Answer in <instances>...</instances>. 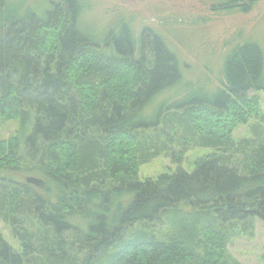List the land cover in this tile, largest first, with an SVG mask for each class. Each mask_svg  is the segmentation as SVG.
I'll list each match as a JSON object with an SVG mask.
<instances>
[{
	"label": "trees",
	"instance_id": "obj_1",
	"mask_svg": "<svg viewBox=\"0 0 264 264\" xmlns=\"http://www.w3.org/2000/svg\"><path fill=\"white\" fill-rule=\"evenodd\" d=\"M207 1L249 12L259 0ZM88 8L0 0V123H18L0 137V219L17 241L0 231V264H244L229 244L264 221L261 46L237 44L219 83L195 87L151 26L86 23ZM191 148L190 169L140 178Z\"/></svg>",
	"mask_w": 264,
	"mask_h": 264
},
{
	"label": "rangeland",
	"instance_id": "obj_2",
	"mask_svg": "<svg viewBox=\"0 0 264 264\" xmlns=\"http://www.w3.org/2000/svg\"><path fill=\"white\" fill-rule=\"evenodd\" d=\"M90 8L84 16L86 23L111 22L116 15L133 19L136 34L144 26H151L170 48L179 53L187 72L185 80L195 87H207L219 83L225 55L237 44L245 41L257 42L264 51V0H259L251 11H213L207 0H87ZM145 38L147 33H145ZM260 96L264 111V90L255 92ZM255 120L239 125L233 135L242 137L249 133ZM17 122L0 123V137H8L16 130ZM198 149L191 148L184 155L181 165L170 157L161 155L140 168L139 176L156 175L166 169L179 166L190 169L191 161ZM200 151V150H199ZM27 175V174H26ZM25 175V176H26ZM33 176H37L32 174ZM21 178L24 176L21 175ZM16 176L17 180L21 179ZM253 235H243L229 244L230 253L244 264H264V221L255 219ZM0 231L7 241L16 246L17 241L8 226L0 219Z\"/></svg>",
	"mask_w": 264,
	"mask_h": 264
},
{
	"label": "water",
	"instance_id": "obj_3",
	"mask_svg": "<svg viewBox=\"0 0 264 264\" xmlns=\"http://www.w3.org/2000/svg\"><path fill=\"white\" fill-rule=\"evenodd\" d=\"M26 181L30 184L35 185L38 188H43L45 186V180L41 177H37V176H26Z\"/></svg>",
	"mask_w": 264,
	"mask_h": 264
}]
</instances>
